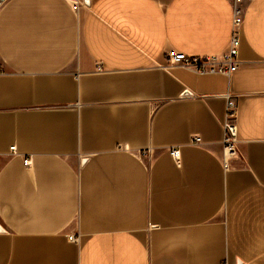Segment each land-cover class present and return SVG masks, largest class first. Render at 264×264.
Instances as JSON below:
<instances>
[{
  "label": "crops",
  "instance_id": "1",
  "mask_svg": "<svg viewBox=\"0 0 264 264\" xmlns=\"http://www.w3.org/2000/svg\"><path fill=\"white\" fill-rule=\"evenodd\" d=\"M231 2L0 1V264H264V0L230 76L169 64L226 53Z\"/></svg>",
  "mask_w": 264,
  "mask_h": 264
},
{
  "label": "built area",
  "instance_id": "2",
  "mask_svg": "<svg viewBox=\"0 0 264 264\" xmlns=\"http://www.w3.org/2000/svg\"><path fill=\"white\" fill-rule=\"evenodd\" d=\"M253 0H232V25L231 38L229 47L226 53L220 56H188L184 53H177L169 58L170 65H181L198 74H222L230 76L234 73L240 65L239 47H240V28L244 20V6ZM72 8L77 11L82 6H88L85 0H71ZM236 95L228 92L225 95L226 108L225 118L222 123L223 129V163L225 167L228 166L229 160L238 156V105ZM195 144H200L201 139L194 137ZM10 150L15 152V147ZM170 155L179 162L180 152L178 150H171ZM25 167L31 165V158H25L23 161ZM69 240L75 241L72 236Z\"/></svg>",
  "mask_w": 264,
  "mask_h": 264
},
{
  "label": "water",
  "instance_id": "3",
  "mask_svg": "<svg viewBox=\"0 0 264 264\" xmlns=\"http://www.w3.org/2000/svg\"><path fill=\"white\" fill-rule=\"evenodd\" d=\"M0 1H2V0H0ZM89 1H90V0H85V2H86L87 4H89Z\"/></svg>",
  "mask_w": 264,
  "mask_h": 264
}]
</instances>
